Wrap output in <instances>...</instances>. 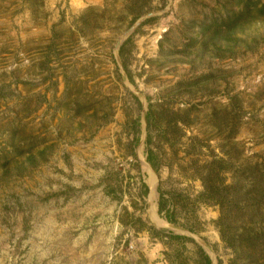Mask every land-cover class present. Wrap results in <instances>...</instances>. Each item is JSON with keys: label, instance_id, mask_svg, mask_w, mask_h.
<instances>
[{"label": "rangeland", "instance_id": "rangeland-1", "mask_svg": "<svg viewBox=\"0 0 264 264\" xmlns=\"http://www.w3.org/2000/svg\"><path fill=\"white\" fill-rule=\"evenodd\" d=\"M32 1L0 0V264H264V0Z\"/></svg>", "mask_w": 264, "mask_h": 264}, {"label": "trees", "instance_id": "trees-1", "mask_svg": "<svg viewBox=\"0 0 264 264\" xmlns=\"http://www.w3.org/2000/svg\"><path fill=\"white\" fill-rule=\"evenodd\" d=\"M41 0H33L32 1V6L34 8H38L40 5ZM33 9V8H32ZM147 162L152 166L154 167V164H153V160H152V153L150 152L148 154V157H147ZM206 193V199L210 200V201H214L216 203H219V205L223 208V204L220 200V196L218 194V190L214 187V186H204V194ZM159 211H161L162 207H161V202L159 203ZM166 220H168V222L170 221L169 217H166ZM205 261H206V264H210V261L208 260V258H205Z\"/></svg>", "mask_w": 264, "mask_h": 264}, {"label": "bare ground", "instance_id": "bare-ground-1", "mask_svg": "<svg viewBox=\"0 0 264 264\" xmlns=\"http://www.w3.org/2000/svg\"><path fill=\"white\" fill-rule=\"evenodd\" d=\"M147 172H148V174L150 175V178H152V173L148 170V168H147ZM154 185V184H153ZM155 221V220H154Z\"/></svg>", "mask_w": 264, "mask_h": 264}]
</instances>
